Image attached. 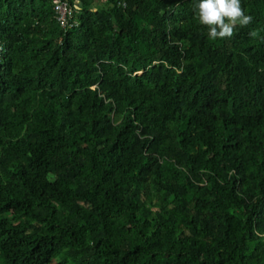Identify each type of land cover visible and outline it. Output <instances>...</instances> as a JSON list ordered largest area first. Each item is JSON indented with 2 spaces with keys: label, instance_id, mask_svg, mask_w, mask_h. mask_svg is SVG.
<instances>
[{
  "label": "trees",
  "instance_id": "obj_1",
  "mask_svg": "<svg viewBox=\"0 0 264 264\" xmlns=\"http://www.w3.org/2000/svg\"><path fill=\"white\" fill-rule=\"evenodd\" d=\"M241 2L211 41L198 0H68L64 28L0 0V264H264V0Z\"/></svg>",
  "mask_w": 264,
  "mask_h": 264
},
{
  "label": "clouds",
  "instance_id": "obj_2",
  "mask_svg": "<svg viewBox=\"0 0 264 264\" xmlns=\"http://www.w3.org/2000/svg\"><path fill=\"white\" fill-rule=\"evenodd\" d=\"M198 23L207 28V36L211 41L230 39L235 29L246 27L253 22V17L247 15L241 0H198L195 5ZM254 30L249 33L256 37Z\"/></svg>",
  "mask_w": 264,
  "mask_h": 264
},
{
  "label": "built area",
  "instance_id": "obj_3",
  "mask_svg": "<svg viewBox=\"0 0 264 264\" xmlns=\"http://www.w3.org/2000/svg\"><path fill=\"white\" fill-rule=\"evenodd\" d=\"M53 3V8L55 10L57 19L62 28L66 26H71L72 21L70 18L72 16V9L68 3V0H51Z\"/></svg>",
  "mask_w": 264,
  "mask_h": 264
},
{
  "label": "water",
  "instance_id": "obj_4",
  "mask_svg": "<svg viewBox=\"0 0 264 264\" xmlns=\"http://www.w3.org/2000/svg\"><path fill=\"white\" fill-rule=\"evenodd\" d=\"M78 4L80 5V2Z\"/></svg>",
  "mask_w": 264,
  "mask_h": 264
}]
</instances>
